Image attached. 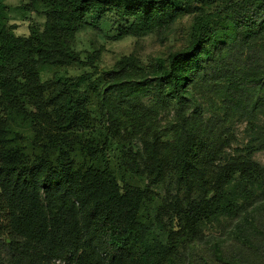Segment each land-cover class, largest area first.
<instances>
[{
  "label": "trees",
  "instance_id": "16d2710c",
  "mask_svg": "<svg viewBox=\"0 0 264 264\" xmlns=\"http://www.w3.org/2000/svg\"><path fill=\"white\" fill-rule=\"evenodd\" d=\"M37 1L44 27L27 36L0 9V264H264V0ZM180 2L196 3L186 48L150 67L123 56L98 78L58 73L95 67L72 50L86 16L114 12L116 39L140 37ZM171 107L168 131L156 116Z\"/></svg>",
  "mask_w": 264,
  "mask_h": 264
},
{
  "label": "rangeland",
  "instance_id": "374dc122",
  "mask_svg": "<svg viewBox=\"0 0 264 264\" xmlns=\"http://www.w3.org/2000/svg\"><path fill=\"white\" fill-rule=\"evenodd\" d=\"M211 6H203L202 10L205 12L213 11L214 8L219 7V2L216 0H210ZM35 4V5H34ZM24 6L32 8L33 11H27ZM196 3L184 4L182 2L176 5L177 18L176 21L169 25L167 28H156L152 32L146 33L140 37H122L116 39L118 35L117 18L114 12L108 13L101 18H97L93 15L86 16V25L79 32L75 34L72 41V50L76 52L83 60H86L90 54H98L95 60V67H77L71 66L65 69L58 70L60 74H66L70 77L80 76L86 72L94 74L92 78H98L100 72L109 70L114 63L123 56L134 55L138 60L146 67L153 66L156 59H166L169 52L178 51L186 48L190 44L192 21L195 15L194 8ZM2 7V8H1ZM0 9L3 10L10 24L15 27L14 34L18 36H27L29 34L30 27L34 26L40 31L44 27L45 18L42 16V6H39L37 0H0ZM126 27V25H123ZM231 39L225 43L229 49L231 46ZM234 63L241 62V58L236 56L233 58ZM242 64V63H241ZM53 71L47 70L41 74V78L46 81L52 76ZM98 73V74H96ZM260 94V92H259ZM206 98L213 99V103L218 107V96L207 93ZM201 104L209 109L205 110V114L210 116L216 109L214 106L206 101H202ZM94 110V108H92ZM178 121V116L175 114L174 108H170L166 111H159L156 116V121L159 127L166 128L170 131V127ZM232 133L235 140L232 141L230 149L241 148L245 144L244 136L242 134L243 125L233 122ZM95 131H85L84 134H95ZM26 140L20 142V145L28 144L31 139L26 134ZM170 133L158 134L160 142H171ZM132 151L135 153L141 150L138 143H132L129 145ZM227 150H225L226 152ZM228 152V151H227ZM111 156L117 158L119 151H113ZM253 160L260 165L264 166V152H257L253 155ZM172 183V177L167 175L166 186L160 187L157 191L159 199H164L166 196H171L173 189L169 184ZM168 189V191H167ZM159 210V207L156 208ZM166 220V217L164 218ZM212 230V229H211Z\"/></svg>",
  "mask_w": 264,
  "mask_h": 264
}]
</instances>
